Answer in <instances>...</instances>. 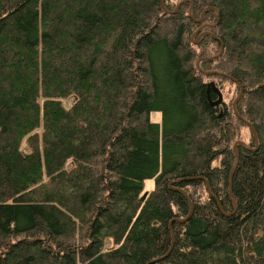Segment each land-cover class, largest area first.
<instances>
[{"label": "trees", "instance_id": "16d2710c", "mask_svg": "<svg viewBox=\"0 0 264 264\" xmlns=\"http://www.w3.org/2000/svg\"><path fill=\"white\" fill-rule=\"evenodd\" d=\"M162 4L0 0V264H264V0Z\"/></svg>", "mask_w": 264, "mask_h": 264}, {"label": "rangeland", "instance_id": "374dc122", "mask_svg": "<svg viewBox=\"0 0 264 264\" xmlns=\"http://www.w3.org/2000/svg\"><path fill=\"white\" fill-rule=\"evenodd\" d=\"M162 6H163V4H162ZM191 9L192 8H190V10ZM200 18H201V16L198 18V20ZM216 18H217V15H216ZM214 24H202L200 27H198L194 31V33L191 35V39H192L193 43H198L200 41L201 36L204 33H207V31H205V29L208 28L211 25H214ZM204 25H206V26L203 27V28H201ZM221 53H220V50H219V52L217 51L215 53L214 48H212L211 50H209L207 52L206 55H207V57H209L210 59H212V58L218 57ZM195 65H196V67L198 69H204V70H207V68L210 67V65H206V66L202 65L201 60L195 61ZM210 73L211 72H209V71H205V74L206 75L207 74L209 75ZM205 81L207 83L213 82V83L216 84L217 87H219L221 89L222 99L224 100V102L228 106H230L231 104L234 105V103H236L235 101H237L239 99V97L241 96V94H242V93L240 94V91L238 92V90H236V87H235L234 84H232L230 81L224 80L222 78H218V77H214V76H212V77L211 76H208V77H205ZM71 102L72 101L70 99H67L65 101V104L68 106ZM222 109H223V107L220 108V110H222ZM149 118H150V120L152 122L160 123L161 116H160L159 113H151L150 116H149ZM250 135H251V133H250V131H249V129L247 127H239L237 129L236 133H235L234 144L237 143V142H243L245 145L249 144ZM233 149H234V145H233ZM153 187H154V180H147V181H145V183H144V192H143V195L145 194L144 198L146 197L147 193L153 189ZM110 244H111L110 241H107L106 242V245L107 246H110Z\"/></svg>", "mask_w": 264, "mask_h": 264}, {"label": "water", "instance_id": "95a60500", "mask_svg": "<svg viewBox=\"0 0 264 264\" xmlns=\"http://www.w3.org/2000/svg\"><path fill=\"white\" fill-rule=\"evenodd\" d=\"M160 2H161V5H162V0H160ZM191 6H192V4H191ZM210 9H213V7H208V8H206L204 11H203V14L206 12V11H208V10H210ZM203 14L201 15V18L198 20L199 22L202 20V17H203ZM218 19H219V14H218V12H217V22H218ZM217 22L214 24V25H211V26H209V27H213V26H215L216 24H217ZM206 25H204V26H202L201 28H203V27H205ZM214 38H216L215 36H213ZM217 39V38H216ZM217 40H219V39H217ZM220 41V40H219ZM223 51V43L220 41V53ZM219 75H223V76H225V77H228L229 79H232L233 80V77L232 76H230V75H228V74H224V73H218ZM237 83V82H236ZM206 87H207V90H206V92H207V96H208V99H209V101H210V104L211 105H219L220 104V102L222 101V93H221V91L215 86V84L213 83V82H209V83H207V85H206ZM210 90H212L214 93H216L217 94V99L216 100H214V101H211V99H210V96H209V92H210ZM242 90H243V88H242V86H240V94L242 93ZM236 102V101H235ZM234 105H235V103H234ZM233 105V106H234ZM234 111L236 112V110L234 109ZM248 125H249V127H250V129H251V131H252V133H253V137H254V139H255V142H256V145H258V136H257V133L255 132V130H254V128L252 127V125L250 124V123H248ZM238 144H241L242 146H246L243 142H237V143H235L234 144V152H235V163H234V165H233V167H232V170H231V173H230V178H229V181H230V184H229V196H231V192H230V188H231V177H232V174H233V171H234V169H235V165H236V161H237V150H236V146L238 145ZM201 179H203V180H205L203 177H200ZM183 180H191V178H185V179H183ZM180 181V180H179ZM206 187H207V189H209V186H208V183L206 182ZM144 196H145V194L142 196V198L141 199H144ZM213 197V196H212ZM215 200H216V202L218 203V200L215 198V197H213ZM218 205H219V203H218ZM219 207H220V205H219ZM192 211V210H191ZM191 211L188 213V215L186 216V218L185 219H183V220H181V221H184V220H186L187 218H189L190 217V215H191ZM152 262V261H151Z\"/></svg>", "mask_w": 264, "mask_h": 264}]
</instances>
